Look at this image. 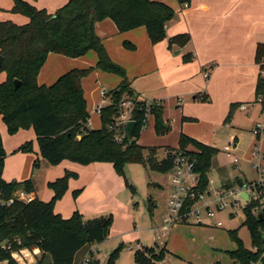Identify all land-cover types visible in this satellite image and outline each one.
Listing matches in <instances>:
<instances>
[{"label":"trees","instance_id":"obj_1","mask_svg":"<svg viewBox=\"0 0 264 264\" xmlns=\"http://www.w3.org/2000/svg\"><path fill=\"white\" fill-rule=\"evenodd\" d=\"M13 14L29 18L30 22L18 26L12 22L0 23V55L3 57L0 73L7 74V81L0 85V117L13 136L20 130L34 129L41 156L51 166L70 161L82 166L95 163H110L119 176L125 177V168L140 164L152 171L167 173L174 167L175 154L187 151L198 160L197 172L200 175L199 192L210 186L209 174L218 150L204 145L182 134L179 149L170 150L166 159H158L159 148L143 147L139 144L141 134L148 122V116L157 117L156 130L159 136L171 133L170 123H160L158 116L163 108L137 101L128 80L126 71L114 63L96 33V25L112 20L120 33L144 27L153 45L167 39V25L175 18V11L167 4L157 0H70L54 14L39 10L25 0H12ZM181 5H190L191 0H179ZM191 42L188 34L178 35L170 40L174 45L184 48ZM125 46L135 49L129 42ZM95 52L98 62L95 67L74 69L61 76L50 86L40 85L39 74L51 54L70 59H80ZM187 61L191 60V58ZM256 63L261 74L256 85V103L264 99V45H258ZM119 75L122 82L111 93V104L101 113L102 127L90 130L88 105L83 89V80L94 71ZM15 81L21 82L15 89ZM133 102L130 120L136 123L133 140L129 141L127 125L118 124L122 105ZM201 102H208L200 96ZM239 105H232L225 119L230 124ZM261 137L258 136V139ZM195 150L190 151L188 148ZM24 153L33 151V143L28 142L20 148ZM148 153V158L145 157ZM7 153L0 133V261L8 264H22L12 259L10 252L2 250L5 242L12 243L14 250L39 249L41 257L34 264H75L77 254L87 246L106 241L113 218L85 220L80 212L65 219L55 213V205L69 189L71 179L78 175L66 172L65 176L48 186L54 192L53 199L46 203L39 198L30 202L18 201L15 193L23 189L34 192L32 180L7 182L3 178ZM38 161L35 162V165ZM234 186L226 187V190ZM252 185V184H251ZM250 185V186H251ZM135 194V187L130 185ZM79 191L74 193L77 198ZM152 202V201H151ZM10 203V204H9ZM152 210L155 208L152 205ZM260 203L251 199L245 207L247 226L252 246L248 249L238 235V230L229 232L236 244V250L229 251V257L236 264H252L264 255V219L254 214ZM264 215V212H263ZM121 250V249H120ZM119 249L114 251L107 264H116ZM93 259V254L90 255ZM167 257L166 249L141 248L135 253L137 264H158ZM264 264V259L262 260ZM99 264V261H92Z\"/></svg>","mask_w":264,"mask_h":264},{"label":"crops","instance_id":"obj_2","mask_svg":"<svg viewBox=\"0 0 264 264\" xmlns=\"http://www.w3.org/2000/svg\"><path fill=\"white\" fill-rule=\"evenodd\" d=\"M25 1L39 10H46L49 14L56 13L70 2V0ZM157 1L170 6L175 11V18L167 25V39L156 45L151 43L147 29L144 27L120 33L112 20H105L96 25V33L103 40L111 60L125 69L136 100L148 105L161 106L164 124L170 123L171 119L175 121L173 133L159 136L156 130L157 117L149 116L139 144L143 147H157L159 152L164 150L169 155L170 150L179 149L181 135L185 134L216 149L214 144L191 136L192 134L187 131L189 123L204 119L189 116L191 114H185V111L194 102H201L200 96L203 95L207 97L208 102L203 104L202 108L212 114L210 117L212 121H225L232 105H239L237 109L246 113L248 117L252 115L256 103V85L261 74L260 65L256 63V53L258 45H264V0H191L188 7L181 5L179 0ZM13 7V1L0 0V23L12 22L18 26L28 24L29 18L11 13ZM183 34H188L191 42L184 48L175 45L171 48L170 40ZM126 42L135 46V49L125 46ZM188 57L191 60L185 59ZM97 62L98 56L95 52H90L80 59L51 54L39 74L38 82L40 85L50 86L64 74L74 69L95 67ZM206 74L209 75L208 78ZM6 81L7 74L0 73V85ZM121 82L122 78L119 75L100 70L94 71L83 80L90 115L87 127L90 130L101 129V115L97 114L96 110L99 106L106 107L111 104V93ZM104 93H107L106 99ZM243 106H245L244 110H242ZM131 110V108H123L121 112L128 122H130ZM91 112L94 114L92 117ZM120 118L117 121H120ZM145 132H150L154 139L152 144L142 142ZM0 133L7 153L3 178L7 182L19 183L32 180L34 187V192L30 194L32 200L39 198L46 203L50 202L54 197V192L48 188L50 183L64 177L66 172L79 176L78 180L70 181L69 191L55 207V213L65 219L71 218L75 212L85 214L83 209L88 201V188L99 181L104 174L109 175L117 184L119 182L120 190L121 183L115 175L112 164L96 163L84 167L66 161L55 169H46L47 161L41 156L34 129L20 130L11 136L3 118L0 117ZM172 134L175 136L174 141L171 140ZM28 142L33 143V151L30 153L20 151V148ZM189 150L195 149L191 146ZM36 161H38L37 165H35ZM42 168L45 170L43 193L38 191L39 186L37 188L38 173ZM216 170L221 179L220 189L234 186L236 181L228 180L224 169L219 167ZM253 183L255 182L250 184L245 182L247 194L238 186L233 189L238 188L240 197L245 196L250 201L255 196L250 188ZM77 191L84 192L74 201L73 194ZM232 216L234 217V214ZM234 250L236 247L230 251ZM252 250L255 251L254 248ZM93 251L94 245L82 249L76 256L75 264H83L90 253L95 255ZM166 251L167 257L163 264H170L171 258L178 256L170 250ZM94 255L93 261H99L101 264ZM40 257V250L35 249L28 263L34 264ZM229 259L228 264H236L230 257Z\"/></svg>","mask_w":264,"mask_h":264},{"label":"rangeland","instance_id":"obj_3","mask_svg":"<svg viewBox=\"0 0 264 264\" xmlns=\"http://www.w3.org/2000/svg\"><path fill=\"white\" fill-rule=\"evenodd\" d=\"M203 104L207 103L194 102L185 111V114H191L189 116L197 119L202 117L204 119V121L198 120L197 122L189 123L187 131L193 137L195 136L203 141L214 144L218 150V155L213 160V167L209 174L210 195H206V201L215 202L218 198L217 193L221 187V179L216 170L217 168L224 169L227 173V179L232 182L240 179L250 184L258 180V174L254 170V165L261 163L262 167H264V136L257 139L253 130L259 124H264V106L260 103H255L250 117L237 109L234 112L231 123L225 124L224 120H210L212 114L202 108ZM92 115H94L93 112H91V117ZM95 117L97 116L95 115ZM170 123L173 127L171 133H173L176 126L174 119H171ZM145 133L142 142L144 144H152L154 139L151 137L150 132ZM171 140H175L174 134H172ZM227 146H234L236 148V157L240 160L239 163L235 164L233 162L234 158L229 157L225 153L224 149ZM258 150L261 152L259 157L254 155ZM160 151L158 159L162 161L166 159L168 153L164 150ZM145 157L148 158L147 152H145ZM45 163L47 164L46 169H55L62 164L51 166L48 162ZM35 172L37 173L36 170ZM114 172L121 183L120 190L119 182L117 184L109 175L104 174L99 181L89 186L87 192L88 201L85 203L83 209L85 214L83 215L80 212L85 220L101 217L113 218L106 241L101 244H94L95 255H93L94 257L97 256L101 264H107L111 254L117 249L121 250L116 258V264H137L135 253L142 248L141 246L143 248H157V251L163 249L170 250L178 256L177 258H171V263L228 264L230 260L228 251L236 247L229 232L235 230H238V235L243 240L245 246L248 249H253L248 228L247 226H243L246 219L245 206L247 203L240 198L239 194H233L229 198L226 197L224 201L233 202L235 200L240 203V207H230L224 211L216 212V216L213 219H210L203 213L200 219L203 225L178 224L170 230L165 239H158V235L161 234L163 219L168 214V202L172 194L170 172H154L140 164L128 165L125 168V177L119 176L115 169ZM44 173L45 170L43 168L38 173L39 185H37V188L39 186L38 191H41V193H43ZM78 179L79 176L77 179L71 180ZM129 184L135 187V194ZM83 192L79 191L77 198L73 194L74 201ZM152 205L155 208L151 212ZM214 207L215 205L212 204V208ZM232 214H234V217ZM219 222L222 223V227L216 226ZM163 262L158 264H163Z\"/></svg>","mask_w":264,"mask_h":264},{"label":"built area","instance_id":"obj_4","mask_svg":"<svg viewBox=\"0 0 264 264\" xmlns=\"http://www.w3.org/2000/svg\"><path fill=\"white\" fill-rule=\"evenodd\" d=\"M188 7V5H184ZM264 75V72H262ZM208 78V74L205 75ZM106 94L103 96L106 99ZM257 103L262 104L264 106V99L260 98ZM133 102L128 101L122 105V108H133ZM105 105L99 106L96 110V113L101 115L102 110ZM245 109V106L242 107V110ZM147 110L150 111L149 105L147 104ZM149 118V116H148ZM121 120L118 121V124L125 125L128 120L125 115H121ZM131 121V120H130ZM129 123V122H128ZM254 134L259 137L264 136V124H259L255 130ZM225 153L234 158V163H238L239 159L235 156L236 148L234 146H227L224 149ZM259 151L256 152L255 155L260 156ZM198 160L196 157L191 156L187 151H178L175 154L174 167L170 172L171 177L170 181L172 184V194L168 202V214L167 217L163 221V226L161 228V234L158 235V239L166 238L170 230L175 225H183V224H199L202 223L200 221L201 216L205 213L210 219L215 218L216 212L224 211L227 208L240 207V203L237 201L233 202H225L224 198H229L233 194H239V189H220L217 193V200L215 202L206 201V195H210L209 188L204 192H199L198 187L200 184V175L197 172ZM254 169L257 171L259 178L257 182L251 185V189L255 193V200L260 203V207L254 210V214L259 218L262 216L264 219V167H262L261 163H256L254 165ZM240 196V195H239ZM15 198L18 201L22 202H30L32 200L31 195L25 192L23 189L18 190L15 193ZM241 198V197H240ZM242 199V198H241ZM248 203V202H246ZM10 204V203H9ZM212 204L215 205L212 208ZM217 227H222V223L219 222L216 225ZM2 250L6 252H10L11 257L16 262L22 264H29L28 261L32 256V251L30 250H14L12 243L5 242L2 245ZM264 251V250H263ZM264 259V255L260 261L252 264H263L262 260ZM92 257L90 254L84 259L83 264H92ZM0 264H8V261H0Z\"/></svg>","mask_w":264,"mask_h":264},{"label":"water","instance_id":"obj_5","mask_svg":"<svg viewBox=\"0 0 264 264\" xmlns=\"http://www.w3.org/2000/svg\"><path fill=\"white\" fill-rule=\"evenodd\" d=\"M2 62H3V57L0 56V66L2 65ZM20 86H21V82H19V81H15V89H16V90L19 89ZM158 117H159V121H160V123L164 124V121H163V115L160 114ZM135 126H136V123L133 122V121H130V122L127 124V127H126V133H127V135H128L129 141H132V140H133V133H134ZM236 184H237V186L239 187V189L243 190V192L246 193V191H245V189H246V184H245V182H243V181L240 180V179H237V180H236ZM246 194H247V193H246ZM241 198H242L245 202H248V201H249V199H248L247 197H245V196H241ZM1 205H2V202H1V200H0V207H1ZM258 220H259V222L262 221V216H261V215L259 216V219H258ZM262 250H264V239H263V241H262Z\"/></svg>","mask_w":264,"mask_h":264}]
</instances>
